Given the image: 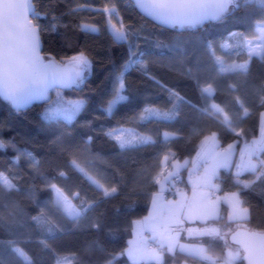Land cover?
Here are the masks:
<instances>
[{
    "label": "trees",
    "instance_id": "trees-1",
    "mask_svg": "<svg viewBox=\"0 0 264 264\" xmlns=\"http://www.w3.org/2000/svg\"><path fill=\"white\" fill-rule=\"evenodd\" d=\"M33 2L31 18L44 28L43 53L60 59L83 49L93 68L79 86L82 91L59 90L65 100L87 101L73 121L62 116L42 119L44 111L57 106L56 89L45 103L25 110H15L0 98V141L5 145L0 148L4 174L0 177V264H57L64 257L66 264H133L119 253L127 247L131 222L148 211L151 193L158 187L155 179L163 175L160 160L167 157L171 166L174 158L191 159L203 138L213 132L220 147L236 142L239 148L258 136L264 112V55L250 57L243 49L223 44L232 42V33L250 35L254 22L264 20V7L237 0L238 7L219 20L178 31L146 19L128 0ZM110 7L111 13L104 10ZM110 21L123 25L127 40H113ZM82 23L96 31L81 30ZM224 54L233 55L246 69L221 71L216 57ZM121 72L122 94L128 99L108 113L107 100ZM145 108L173 113L172 119H144ZM248 116L250 123L244 121ZM125 127L151 140L121 148L117 133L105 135ZM165 132L174 135L166 138ZM74 142L80 147L70 156L68 149ZM254 175L239 176L252 179ZM220 178L225 190L237 191L231 170H221ZM5 180L14 187H7ZM53 184L70 197L79 217L58 208ZM112 187L117 191L106 196L105 189ZM238 195L249 210L244 225L264 230V176L241 188ZM214 228L224 232L227 226ZM221 231L219 237L183 234L182 238L189 245L205 246L221 260L226 253ZM162 264L213 262L178 249L164 251Z\"/></svg>",
    "mask_w": 264,
    "mask_h": 264
},
{
    "label": "snow or ice",
    "instance_id": "snow-or-ice-1",
    "mask_svg": "<svg viewBox=\"0 0 264 264\" xmlns=\"http://www.w3.org/2000/svg\"><path fill=\"white\" fill-rule=\"evenodd\" d=\"M138 7L148 16L161 24L170 27L195 28L202 25L205 21L218 20L228 11L229 5L234 4L235 0H136ZM246 5H260L264 7V0H244ZM31 5L29 0H0V97L17 110L23 109L33 101H39L48 96L49 89L55 88L57 91V106L49 108L42 113L45 121L62 116L67 121H73L87 101L83 98L76 100H65L60 96L61 88H72L85 84L92 71L93 64L86 51L81 49L78 53L55 58L51 55L41 54V32L44 28L39 24H33L28 19V11ZM108 11V9H104ZM264 29V20L258 22ZM83 31L95 32L96 29L87 23L80 26ZM123 27V25L121 26ZM54 30V28H53ZM112 38L114 41H125L128 39L126 32L121 28L112 25ZM220 61V57H216ZM131 66V61L125 68ZM245 64L232 63L221 71L245 70ZM124 73L121 72L116 79V84L112 89L111 98L107 100L106 111L112 113L116 105L128 98L122 95L124 89ZM82 91V89H79ZM208 92L209 88L203 89ZM175 95V94H171ZM177 100L181 98L176 96ZM216 108L215 105L212 106ZM142 118L147 119L151 116H159L164 119H172L173 113H160L153 108H145ZM125 129L113 128L105 133L113 136L120 132L123 134ZM130 139L122 138L117 135L116 139L121 148L135 144H144L150 141V137L131 134ZM167 136V133H165ZM237 136L240 133H236ZM89 140L92 137L88 138ZM15 147V145H12ZM5 147L4 142L0 141V148ZM233 145L221 148L216 134L212 137H205L201 143L196 157L191 160L192 167L188 169V182L191 184L192 194L188 196L180 188L176 187L180 179L179 170L185 167L189 160L183 164L178 161L172 165L173 171L167 173L162 178H156L155 184L159 185V190L151 193V208L147 216L141 220L132 221L133 235L139 239L129 240L128 247L123 249L120 256L126 255L133 264L139 260L155 259L158 264H162L163 250L173 252L179 247L182 251L192 254L203 255L205 249L181 243V231L187 232L188 236L198 237H219L220 230L209 226V222L216 220L220 215V200L217 196L213 199V189H218L219 184L215 181L220 179V170L228 169L233 164ZM31 156V153L28 154ZM264 155V127L261 129L259 139H253L240 149L239 161L235 164L237 191L229 194L228 204L231 208L229 220L241 219L246 216L248 209L242 207L241 196L238 192L241 188L247 189L253 181L240 179L241 171H252L257 173V177L264 176V159H259L260 171H257V160ZM167 158V157H166ZM0 173V177H3ZM6 186L11 188L14 185L5 180ZM52 189L57 192V204H64L69 215L79 217L81 215L74 207L68 204L67 197L60 193L59 189L53 184ZM174 190V191H173ZM117 189L112 187L109 191L105 189L104 194L110 195ZM165 192L173 193L175 199L167 198ZM200 222L204 227L185 228V222L189 224ZM95 226V225H94ZM150 235H144V233ZM231 233V229H229ZM223 238V237H221ZM233 241L239 245L235 253L229 252L223 259L222 264H232L233 260L241 255L243 250V260L247 264H264V230H248L244 233L237 232L232 235ZM149 241L155 242L158 247L149 245ZM9 243H15L10 241ZM19 251V249H16ZM213 264H221L218 258Z\"/></svg>",
    "mask_w": 264,
    "mask_h": 264
},
{
    "label": "rangeland",
    "instance_id": "rangeland-1",
    "mask_svg": "<svg viewBox=\"0 0 264 264\" xmlns=\"http://www.w3.org/2000/svg\"><path fill=\"white\" fill-rule=\"evenodd\" d=\"M108 10H111V11H109V13H111L114 9L110 7ZM258 22L259 21L254 22V24H253V30L250 33V35H248L247 33H245L246 35L232 33V36H233L232 42L230 43L228 40H226L224 42L223 46L225 48H228L229 46H231L232 48L238 47V50L243 49L245 52L248 53V55L250 57L251 56H257L259 58L262 57L264 55V29H262L261 25ZM108 25H109V29H110L111 32H112V25H115L117 28H121V30L123 31V28L121 26H119L117 24H114L111 21L109 22ZM90 26H92V25H90ZM92 27H94V26H92ZM229 44H231V45H229ZM220 61H221L222 66H224L225 68H227V66L230 65V64H232V63L242 64V63H239V62L235 61L234 60V56L231 55V54H224L223 57L220 58ZM244 121L246 123H250L251 122V117L250 116L246 117ZM122 129H125L127 131H125L123 134H121L120 132H117L116 136L117 135H122V138L130 139L131 138L130 133L131 134H135L132 128L125 127V128H122ZM210 135H212V134H210ZM164 136L167 138L166 135H164ZM206 137H209V135H207ZM79 147H80V144L79 143H76V142L72 143V145L68 149V153L70 154V156H72ZM239 154H240V150L238 152V156H239ZM233 156H234V152H233ZM259 159H264V158L260 156ZM56 188L59 189L58 187H56ZM59 191H60V193L63 194L64 197H67L68 204L71 207H74L73 204H72V201H71L70 197H68L67 195H65L60 189H59ZM54 193H55V204L58 206V208L66 211L68 213V210L66 209V207L64 206V204H62V203L61 204H57V195L58 194L55 191H54ZM218 228H222V227L219 226ZM221 232H222L221 237H223L222 239H223L224 243L226 244L225 257H223L220 260L221 261V264H222L223 259L227 257L228 253L229 252L235 253L236 250L238 249V247L229 242V239H228L227 234H224L225 230H224V232H223V230ZM183 244H186V243H183ZM196 247H202V248L205 249V252L207 251L206 250L207 248L205 246H196ZM208 254H209V256H207V258H205V259L210 260L211 262H214V261H216L218 259V258H213L212 255L209 252H208ZM67 260L68 259L65 258V257L64 258H60L58 260V263L57 264H66L67 263ZM238 261H242L241 255L239 257H237L236 259H234L233 262H232V264H235Z\"/></svg>",
    "mask_w": 264,
    "mask_h": 264
},
{
    "label": "crops",
    "instance_id": "crops-1",
    "mask_svg": "<svg viewBox=\"0 0 264 264\" xmlns=\"http://www.w3.org/2000/svg\"><path fill=\"white\" fill-rule=\"evenodd\" d=\"M262 127H264V112L261 114V119H260V124H259V133H258V136L257 137H255V139H259L260 138V136H261V129H262ZM165 133H167V138H169V137H172L174 134L173 133H168V132H165ZM165 133H163V135H165ZM213 133H215V132H213ZM213 133H211L212 135H213ZM216 134V133H215ZM212 135H210L209 134V137H212ZM165 137V136H164ZM204 139H205V137L203 138V140L202 141H204ZM216 139L218 140V138H217V135H216ZM254 139V138H253ZM253 139H251V140H249L248 142H246V143H250ZM219 141V140H218ZM246 143H243L239 148L237 147V143L236 142H231V143H229V144H232V145H234V147H233V152H234V156H233V164L232 165H230V167L228 168V169H221V170H231V172H232V175L233 176H235V178H236V173H237V169H236V167H235V164L239 161V156H240V154H239V156H238V152H239V150L241 149V148H243L244 147V145L246 144ZM229 144H227V145H225L224 147H221V148H227V146L229 145ZM200 149V148H199ZM199 151V150H198ZM197 151V152H198ZM196 157V154L191 158V159H189V163L185 166V167H183V168H181L180 170H179V172H180V174H181V172H182V170L183 169H186L185 170V175L183 176L184 177V183H185V185L187 186V191H185V193L188 195V196H191V194H192V189H191V184L188 182V169L189 168H191L192 167V164H191V160L193 159V158H195ZM166 160H167V158H165ZM186 159H184V160H180V159H172L170 162H171V167H172V165H173V163L174 162H179L180 164H183L184 163V161H185ZM188 160V159H187ZM254 160H257V171H258V158H256V157H254ZM220 170V171H221ZM172 171H173V168H172ZM245 172H252V171H241L240 173H239V175L240 174H243V173H245ZM255 173V175H254V177L252 178V179H242V180H245V181H256L257 180V173L256 172H254ZM165 175H167V174H165ZM182 175V174H181ZM164 175H162L160 178H162ZM241 179V178H240ZM215 183H216V181H215ZM159 190V185H158V187H157V190L156 191H158ZM231 192H234V191H232V190H230L229 192H227V193H221V194H219L218 196L219 197H221L222 199L220 200V215H219V218L218 219H220L221 217H223L224 218V220H222L221 222H214V221H210L209 222V226H212V227H214V226H216V227H219V226H221L222 228H223V226H227V229L225 230V232H224V234H227V236H228V234H229V229H231V231H233L235 228H237V227H246V226H244V222H245V220H247L248 219V217H249V210L247 211V214H246V216L245 217H243V218H241V219H233V220H229V212L231 211V208H230V206H229V204H228V199L230 198V196H229V194L231 193ZM215 197H217V196H213V199H215ZM176 197L175 196H173V197H171V199H175ZM242 207H244V208H247L246 206H244V205H241ZM151 208V199H150V203H149V207H148V211H147V213H146V215H144V216H147L148 215V213H149V209ZM248 209V208H247ZM143 216V217H144ZM143 217H141V218H138V219H135V220H141ZM134 221V220H133ZM204 225H202V224H200V222H198V221H196V222H193V223H191V224H189L188 222H185V228H188V227H193V228H198V227H203ZM224 228H226V227H224ZM183 234H187V232H185V231H181V235H180V241H181V243H186L187 245H189V243H187L183 238H182V235ZM144 235H150V233H144ZM187 237H188V235H187ZM133 239H139V237H137V236H134L133 235V226H132V229H131V233H130V236L128 237V240H127V242L129 241V240H133ZM149 242H153V241H149ZM148 242V243H149ZM155 243V242H154ZM156 244V243H155ZM129 245L127 244V247H128ZM192 246H194V247H196L195 245H192ZM199 246V245H198ZM126 247V248H127ZM178 249H180L179 247H177L176 249H174L173 250V252L175 251V250H178ZM164 251H167V249L165 248L164 249ZM168 252V251H167ZM197 255H199V256H201V257H203V258H207V256H209V254H208V252L206 251V252H204V256L203 255H200V254H197ZM127 257V256H126ZM128 258V257H127ZM128 260L131 262V263H133V261H131L129 258H128ZM162 261H163V259H162ZM140 262H153V263H156V264H158V262L155 260V259H143V260H139L137 263H140Z\"/></svg>",
    "mask_w": 264,
    "mask_h": 264
},
{
    "label": "water",
    "instance_id": "water-1",
    "mask_svg": "<svg viewBox=\"0 0 264 264\" xmlns=\"http://www.w3.org/2000/svg\"><path fill=\"white\" fill-rule=\"evenodd\" d=\"M128 1H131L132 4L134 5V7L137 9V11H138L140 14H142L146 19H148V20L152 21L153 23H155V24H157V25H159V26H161V27H164V28H170V29L174 28V27H170V26H168V25L161 24L159 21H155V20H153V18L148 17V16H147V15H146V14H145V13L139 8V7H138V5H137V3H136V0H128ZM29 3H30V5H31V7H30V9H29V11H28V13H27V15H28V19H30V20L33 22V24H37V23H35V22L32 20V18H31L32 14L35 12L34 2H33V0H29ZM232 7H236V8L238 7V2H237V0H235V3H234V4H230V5H229L228 11L225 12L220 18H222V17H223L224 15H226L227 13H229V12L231 11ZM220 18H219V19H220ZM219 19H218V20H219ZM216 21H217V20H216ZM209 22H212V20L205 21L202 25H197L195 28H192V29L200 28V27L204 26L205 24H207V23H209ZM175 28H176L178 31H181V30H183V29H186L187 27H185V28L175 27ZM41 54H42V55H45V54L43 53V44H42V41H41ZM45 56H46V55H45ZM75 87H77V86H73L72 88H75ZM72 88H61L60 90H70V89H72ZM53 90H55V88L49 89V93H48V96H47L46 98H44V99H42V100H39V101H33L30 105L26 106V107L23 108V109H19V110H25V109L31 107V106L34 105V104L45 103V102L49 99V97H50V93H51ZM0 98H1L2 100H4L2 97H0ZM4 101H5V100H4ZM6 102H8V101H6ZM8 103L10 104V102H8ZM10 105H11V104H10ZM11 106H12V105H11ZM12 107H13V106H12ZM13 109H15V108L13 107ZM15 110H17V109H15ZM248 230H255V229H249V228H247V227H237V228H235L233 231H231V233L228 234L229 242L232 243L233 245H235V246H237V247L239 248V245H237V244L233 241V239H232V235L235 234V233H237V232L244 233L245 231H248ZM256 231H258V230H256ZM240 251H241V259H242V261H243V264H247V262H246L245 260H243V250L240 249Z\"/></svg>",
    "mask_w": 264,
    "mask_h": 264
},
{
    "label": "built area",
    "instance_id": "built-area-1",
    "mask_svg": "<svg viewBox=\"0 0 264 264\" xmlns=\"http://www.w3.org/2000/svg\"><path fill=\"white\" fill-rule=\"evenodd\" d=\"M160 165H161V173L163 175L167 174L168 172L172 171V167L169 166L167 163H166V159L163 157L161 160H160ZM258 171H260V165H259V162H258ZM189 175V173H188ZM184 177L180 175V179L179 181L177 182L176 184V187L180 188L182 191H187V186L185 185L184 183ZM217 184L220 185V187L218 189H213L212 192H213V196H218L219 194L221 193H227L229 191L225 190V188L223 187V183H222V180L221 178L219 180L216 181ZM174 191V190H173ZM165 196L167 198H171L173 197V193H170V192H165ZM149 245L152 246V247H158L157 244H155L154 242H149ZM163 253H164V250H163Z\"/></svg>",
    "mask_w": 264,
    "mask_h": 264
}]
</instances>
